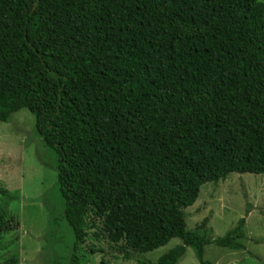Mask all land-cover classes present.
I'll return each instance as SVG.
<instances>
[{
	"label": "trees",
	"instance_id": "16d2710c",
	"mask_svg": "<svg viewBox=\"0 0 264 264\" xmlns=\"http://www.w3.org/2000/svg\"><path fill=\"white\" fill-rule=\"evenodd\" d=\"M21 108L56 158L68 264L88 231L124 259L180 240L148 264L243 249L244 217L212 237L182 209L264 175V0H0V122Z\"/></svg>",
	"mask_w": 264,
	"mask_h": 264
},
{
	"label": "rangeland",
	"instance_id": "374dc122",
	"mask_svg": "<svg viewBox=\"0 0 264 264\" xmlns=\"http://www.w3.org/2000/svg\"><path fill=\"white\" fill-rule=\"evenodd\" d=\"M55 163L53 152L35 134L27 109L0 122V264L14 258L15 264H68L74 238L62 219ZM182 211L186 229L203 222L212 237L222 236L244 217V248L204 245L203 260L208 264H264V175L231 173L217 183H204L193 204ZM179 243L172 238L149 252H130L124 259L102 238L93 241L88 231L77 253L85 264H148ZM91 246L101 251L91 252ZM176 264L200 263L187 246Z\"/></svg>",
	"mask_w": 264,
	"mask_h": 264
}]
</instances>
